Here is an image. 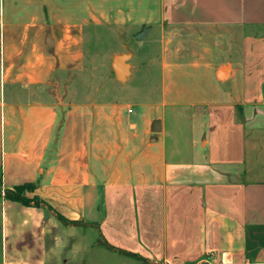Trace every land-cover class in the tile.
Instances as JSON below:
<instances>
[{
	"label": "crops",
	"instance_id": "crops-1",
	"mask_svg": "<svg viewBox=\"0 0 264 264\" xmlns=\"http://www.w3.org/2000/svg\"><path fill=\"white\" fill-rule=\"evenodd\" d=\"M160 27L214 33L148 86V119L63 102L92 30ZM28 183L52 210L5 197ZM203 261L264 264V0H0V264Z\"/></svg>",
	"mask_w": 264,
	"mask_h": 264
},
{
	"label": "rangeland",
	"instance_id": "rangeland-1",
	"mask_svg": "<svg viewBox=\"0 0 264 264\" xmlns=\"http://www.w3.org/2000/svg\"><path fill=\"white\" fill-rule=\"evenodd\" d=\"M91 33V40L86 44L89 53L86 71L75 81V86L84 93H62L63 102L88 99L91 112L97 117L105 112L109 117L121 115L130 119L143 113L142 117L148 119L146 109L140 106L147 100L148 86L162 83L164 68L195 62L206 47L203 42L210 41L209 35L214 31L200 28L163 30L160 27L142 39H135L128 28L94 29ZM116 58H121L128 69L122 79L116 78L113 71ZM189 70L194 72L195 69ZM175 124L172 128L177 127V134L167 138V146L173 147L174 138L179 135L182 151L177 159L192 161L191 137L178 134L181 130ZM130 131L141 134L144 130L141 126H133Z\"/></svg>",
	"mask_w": 264,
	"mask_h": 264
},
{
	"label": "trees",
	"instance_id": "trees-1",
	"mask_svg": "<svg viewBox=\"0 0 264 264\" xmlns=\"http://www.w3.org/2000/svg\"><path fill=\"white\" fill-rule=\"evenodd\" d=\"M37 187V183H28L20 186H16L14 189H9L5 191V197L9 200L20 202L25 205L35 206V207H42L47 210H52L46 202L42 201L39 197L30 198L26 195V192L34 191ZM58 219L65 224L77 225L78 222L69 221L60 214H57ZM107 246L111 247L109 244ZM137 257V256H136ZM186 264H210L208 262H194V263H186Z\"/></svg>",
	"mask_w": 264,
	"mask_h": 264
},
{
	"label": "water",
	"instance_id": "water-1",
	"mask_svg": "<svg viewBox=\"0 0 264 264\" xmlns=\"http://www.w3.org/2000/svg\"><path fill=\"white\" fill-rule=\"evenodd\" d=\"M146 34V29H143L139 34L135 35V39H142ZM113 69L115 75L118 79H122L127 73L128 69L126 65L122 62L121 58H116L113 62ZM162 129L161 121L159 119H155L152 123L153 132H160Z\"/></svg>",
	"mask_w": 264,
	"mask_h": 264
}]
</instances>
